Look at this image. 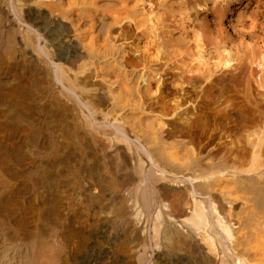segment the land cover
<instances>
[{
    "label": "bare ground",
    "instance_id": "obj_1",
    "mask_svg": "<svg viewBox=\"0 0 264 264\" xmlns=\"http://www.w3.org/2000/svg\"><path fill=\"white\" fill-rule=\"evenodd\" d=\"M240 1L0 0V264H264Z\"/></svg>",
    "mask_w": 264,
    "mask_h": 264
},
{
    "label": "rangeland",
    "instance_id": "obj_2",
    "mask_svg": "<svg viewBox=\"0 0 264 264\" xmlns=\"http://www.w3.org/2000/svg\"><path fill=\"white\" fill-rule=\"evenodd\" d=\"M246 2H247L246 0L240 1L239 3H237L235 5L234 10H231L230 12L226 13L225 19L223 20V25L226 27V29L229 32H231V28L230 27L232 25L238 24V22H237L238 15H241V17L245 18L246 15H248L251 12V9L253 8L254 5H252V4L251 5L250 4L249 5H245ZM203 16H206L208 19H210L212 17V15L210 13L201 14V17H203ZM200 20H204V19H200ZM245 20H247V19H245ZM196 264H200V263L197 262Z\"/></svg>",
    "mask_w": 264,
    "mask_h": 264
}]
</instances>
